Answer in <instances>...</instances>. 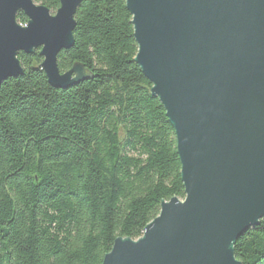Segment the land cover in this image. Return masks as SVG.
Listing matches in <instances>:
<instances>
[{"label":"trees","instance_id":"trees-1","mask_svg":"<svg viewBox=\"0 0 264 264\" xmlns=\"http://www.w3.org/2000/svg\"><path fill=\"white\" fill-rule=\"evenodd\" d=\"M132 20L126 0H87L58 68L81 64L90 79L52 88L37 51L19 54L24 75L2 84L0 264H103L118 238L143 236L163 202L185 199L176 131L136 63ZM234 253L264 264V218Z\"/></svg>","mask_w":264,"mask_h":264},{"label":"water","instance_id":"water-1","mask_svg":"<svg viewBox=\"0 0 264 264\" xmlns=\"http://www.w3.org/2000/svg\"><path fill=\"white\" fill-rule=\"evenodd\" d=\"M87 0H0V89L24 75L19 54L43 58L52 88ZM136 63L175 128L186 197L163 202L138 240L118 238L103 264H242L234 244L264 218V0H126ZM23 13L27 25L18 23Z\"/></svg>","mask_w":264,"mask_h":264},{"label":"rangeland","instance_id":"rangeland-1","mask_svg":"<svg viewBox=\"0 0 264 264\" xmlns=\"http://www.w3.org/2000/svg\"><path fill=\"white\" fill-rule=\"evenodd\" d=\"M52 14V13H51ZM53 15H55V14H53Z\"/></svg>","mask_w":264,"mask_h":264}]
</instances>
